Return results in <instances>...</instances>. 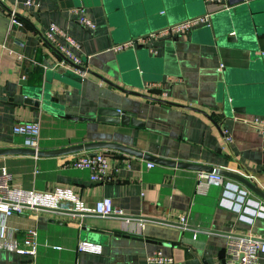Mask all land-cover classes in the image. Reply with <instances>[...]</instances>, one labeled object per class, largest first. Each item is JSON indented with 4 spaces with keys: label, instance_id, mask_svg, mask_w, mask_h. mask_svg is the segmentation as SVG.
<instances>
[{
    "label": "crops",
    "instance_id": "obj_1",
    "mask_svg": "<svg viewBox=\"0 0 264 264\" xmlns=\"http://www.w3.org/2000/svg\"><path fill=\"white\" fill-rule=\"evenodd\" d=\"M78 3L0 0V149L26 147L13 126L34 121L40 128V150L118 143L143 154L212 167L225 181L238 182L264 201L224 173L250 178L264 192V137L244 121L264 117V38L263 49L252 51L238 40L216 44L212 32L237 36L243 33V18L255 16L264 34V0H81L76 7ZM74 9L92 19L95 28L77 23ZM204 13L210 14V27L153 40L155 51L150 44L112 49ZM11 15L21 26L10 23ZM50 24L78 42V49L71 47L80 59L77 68L58 65L64 56L45 37ZM44 83L55 109L24 101L32 86ZM113 110L134 113L142 125L110 121ZM91 151L106 156L112 180L94 182L89 170L71 165L74 157ZM2 168L10 173L11 185L67 190L83 209L67 201L56 209L27 208L6 217L0 224V264H145L154 252L170 257V264H225L228 234L251 233L264 240V217L248 224L220 207V185L195 192L197 170L116 149L2 155ZM102 197L132 220L95 214L94 203ZM183 214L188 216L185 228L178 224ZM30 230L36 231L35 256L15 252L11 245ZM81 241L100 245L102 251L80 250ZM259 262L264 264V253Z\"/></svg>",
    "mask_w": 264,
    "mask_h": 264
},
{
    "label": "built area",
    "instance_id": "obj_2",
    "mask_svg": "<svg viewBox=\"0 0 264 264\" xmlns=\"http://www.w3.org/2000/svg\"><path fill=\"white\" fill-rule=\"evenodd\" d=\"M208 2L220 3L222 0H206ZM26 4H33V0H26ZM76 22L90 29L95 28V22L86 17L79 11L74 9ZM10 23L21 26V22L13 15L10 16ZM210 25V14L204 13L185 20L169 24L158 30L149 32L142 36H137L116 44L112 47L114 51H121L132 48L137 45L150 44V49L155 51L153 40L158 38H174L190 32L198 26ZM45 37L52 42L55 48L61 52L64 59L58 62L59 66L70 67V64H80V59L73 53L71 47L78 49V42L66 34L63 30L54 24L47 26ZM70 63V64H69ZM222 67V66H221ZM174 81V78H169ZM152 84H150L151 86ZM246 123L255 127L259 134L264 137V117L253 116L244 119ZM13 132L23 136V143L26 147L38 149L39 124L34 121H27L15 124ZM71 165L87 169L90 172V179L94 182H105L112 180V171L108 164L106 156L101 152H84L71 161ZM148 166H153L149 163ZM10 173L2 168L0 170V224L6 217L22 213L27 208H50L56 209L61 207L62 202H73L74 206L83 209L80 202L76 200L72 194L60 188H56L51 192L37 191L33 189H24L10 184ZM210 184L220 185L222 187L219 198V205L235 212L240 221L252 224L257 218L264 217V201L255 198L252 193L238 182L225 181L217 172L198 171L194 186L196 193H205ZM92 211L102 216H117L123 218V221L129 222L132 218L126 217L123 210L113 205L109 197H102L95 201ZM187 214L178 217V224L181 228L187 226ZM138 224L141 225V222ZM11 248L24 255L35 256L37 241L36 231L30 230L27 235L20 241L11 245ZM78 248L83 251L100 253L102 248L100 245L87 241L79 242ZM259 253H264V240L254 234H228L225 242V264H260ZM172 259L162 255L160 252H154L146 256L145 264H170ZM22 264H33L31 261Z\"/></svg>",
    "mask_w": 264,
    "mask_h": 264
},
{
    "label": "water",
    "instance_id": "obj_3",
    "mask_svg": "<svg viewBox=\"0 0 264 264\" xmlns=\"http://www.w3.org/2000/svg\"><path fill=\"white\" fill-rule=\"evenodd\" d=\"M78 4H76V7L80 6V1ZM239 9V8H238ZM237 9H233L235 11ZM161 13H163L161 11ZM243 22L241 23L240 29L243 32L242 34L238 33L237 36H227L226 33H217L216 31L212 30L213 36L216 38L215 43L216 44H224L228 42H233L238 40V42L243 45L244 47H247L248 49H251L252 51H255L256 49H263L262 44V38H264V34L260 32V28L257 23V17L252 16L250 18H243ZM234 19H232L233 21ZM210 27V26H209ZM70 64V63H69ZM71 66L75 67L73 64H70ZM223 65V64H222ZM223 69V66L221 67ZM23 83H27L26 80L23 81ZM30 94L25 96V102L34 105L36 107H41L43 109H55L51 107V92L49 90L48 84H43L42 87L38 86H32ZM234 103V102H233ZM54 111V110H53ZM223 112H225L223 108ZM61 113V112H59ZM110 115L112 118H110L112 122L115 123H121L124 125H134V126H141L142 121L137 119L134 113L126 112L121 113L118 110H113ZM68 118H75V116H66ZM97 149H116L125 153H129L132 155H136L139 157H143L149 161L156 162L158 164H163L167 166H176L181 168H187V169H193L197 171H206V172H216V170L209 166L199 165V164H192V163H186V162H180V161H174L164 158H159L155 156H151L148 154H143L142 152L129 148L127 146L113 143V142H106V141H94V142H85L80 144H74L70 146H66L63 148H56L51 150H40V149H33L29 147H21V148H3L0 149V156L2 155H11V154H29V155H36V156H55V155H62V154H68V153H75V152H81V151H88V150H97ZM218 173V172H217ZM226 176L233 178L240 183L247 186L249 189H251L253 192H255L258 196H260L264 200V192H261L258 190V188L255 186V184L252 182L250 178H246L243 176H240L238 174L232 173V172H224ZM185 251V257L190 259L192 255L188 252L187 249H184ZM224 263V259H223Z\"/></svg>",
    "mask_w": 264,
    "mask_h": 264
}]
</instances>
